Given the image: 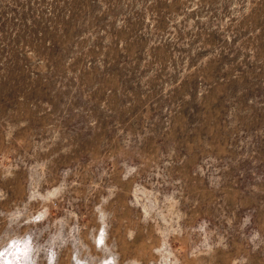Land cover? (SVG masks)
<instances>
[{
  "label": "rangeland",
  "instance_id": "rangeland-1",
  "mask_svg": "<svg viewBox=\"0 0 264 264\" xmlns=\"http://www.w3.org/2000/svg\"><path fill=\"white\" fill-rule=\"evenodd\" d=\"M0 264H264V0H0Z\"/></svg>",
  "mask_w": 264,
  "mask_h": 264
}]
</instances>
